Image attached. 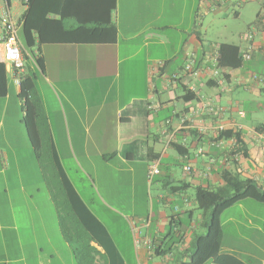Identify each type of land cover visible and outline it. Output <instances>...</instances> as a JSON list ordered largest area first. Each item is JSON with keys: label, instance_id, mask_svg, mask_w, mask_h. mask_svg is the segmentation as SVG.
Masks as SVG:
<instances>
[{"label": "crops", "instance_id": "crops-1", "mask_svg": "<svg viewBox=\"0 0 264 264\" xmlns=\"http://www.w3.org/2000/svg\"><path fill=\"white\" fill-rule=\"evenodd\" d=\"M6 5L10 10L11 3L9 6L6 0H0V9ZM119 9L117 0L112 15L118 31L115 44L44 45L43 73L31 58H25L26 75H35L39 102L34 141L25 115L21 117V88L14 84L12 68L2 59L0 45L4 74L0 80V107L4 116L11 108L13 112L10 140L4 136L10 154L14 158L16 150L37 156L44 152L53 162L54 173H62L72 188L68 196L62 187L65 204L86 214L83 219L90 225L92 215L109 235L89 241L73 217V236L67 240L60 214L42 212V204L27 194L21 170L15 168L19 182L8 191L10 195L4 202L8 209L1 210L0 206V264H78L77 249L93 264H110L115 252L120 264L189 263L195 241L206 235L209 222L208 214H196V188L222 187L226 172L253 179L264 187V0H141L125 9L124 34L115 21ZM246 9L252 13L246 23L250 35L239 33L244 46L226 36L221 41H206L201 32L203 15L230 14L239 19ZM21 19L16 20L20 25ZM257 19L260 22L255 24ZM166 30L175 31L176 38L168 37ZM175 42L176 49L170 52ZM214 46H223L225 67L219 78L205 70L193 81L198 87L194 100L187 101L189 91L181 78L186 56L192 54L197 65L209 67L207 58L214 54ZM249 50L251 60L238 65L239 56ZM158 62H164V68L153 69ZM174 74L180 76L177 81L170 80ZM48 98L52 110H48ZM206 103L223 111L208 115L203 109ZM52 117L60 124L59 137ZM183 117L188 120L185 125L181 124ZM219 125L240 135L241 155L237 161H225L231 141H218L214 128ZM0 152L8 156L2 148ZM64 157L70 159L75 173L88 186L90 181L104 180L99 168H128L134 177L133 189L137 187L135 170L142 168L145 210H132L128 215L116 213L126 223L130 255L90 207L99 197L86 198L72 181ZM153 161L160 163V174L149 183L147 173ZM185 166L197 173L185 175ZM1 168L0 175L4 176L5 165ZM28 172L35 174L38 170L30 168ZM205 173L210 176L201 175ZM109 189L107 186V197ZM109 198L116 199L111 195ZM135 199L132 193L129 203L135 205ZM44 202L48 207L56 204L51 193ZM48 218L54 228L44 222ZM221 226L222 254L245 264H264V204L247 199L226 209ZM83 236L85 243L80 238ZM147 241L153 250L147 248ZM204 264L216 263L210 260Z\"/></svg>", "mask_w": 264, "mask_h": 264}, {"label": "trees", "instance_id": "trees-1", "mask_svg": "<svg viewBox=\"0 0 264 264\" xmlns=\"http://www.w3.org/2000/svg\"><path fill=\"white\" fill-rule=\"evenodd\" d=\"M6 2L10 6V0ZM21 2L26 7V11L21 19L20 39L28 57L35 60L41 73L45 71L44 58L41 55V48L44 45L115 44L118 40V31L112 19L117 9V0H21ZM259 22L257 19L255 24ZM218 48V67L222 69L225 67L224 48L223 46ZM245 54H251V51ZM245 54L239 56L238 65L242 61H249L243 58ZM1 79H4L2 65H0ZM19 96L24 103L23 109L26 114L24 120L28 125V133L34 141L35 123L39 117L35 75L25 76ZM185 98L187 101H193L195 94L187 92ZM233 138L241 145L240 135L230 130L222 132L217 139L230 140ZM57 174L60 175L59 181L69 196L72 188L68 180L62 173ZM223 181L224 185L217 189L196 188L197 208L209 215V222L206 235L197 238L190 261L184 264H204L210 260L216 264H245L231 255L221 253V215L226 209L247 199L264 204V187L253 179L243 178L239 174L230 172L223 174ZM69 207L77 226L83 229L89 241L95 240L96 236L102 234L109 238L105 228L89 212L87 213L93 219V225L83 219L87 216L86 214H82L81 211L76 212L73 206ZM61 229L66 239L71 241L72 230L71 228L66 229L63 220H61ZM80 238L85 243V237ZM75 252L78 264H93L86 254L78 249ZM119 262L121 260L118 254L113 253L110 264H120Z\"/></svg>", "mask_w": 264, "mask_h": 264}, {"label": "rangeland", "instance_id": "rangeland-1", "mask_svg": "<svg viewBox=\"0 0 264 264\" xmlns=\"http://www.w3.org/2000/svg\"><path fill=\"white\" fill-rule=\"evenodd\" d=\"M137 2H141V0H120V9L115 13V21L118 24L120 31L122 34L125 33V9L129 5L136 4ZM10 14L11 16L17 20L21 18L25 12V7L20 0H10ZM256 7V6H255ZM253 5V9L255 8ZM258 7V6H257ZM250 8V7H249ZM256 9V8H255ZM252 11L246 9L240 12V18L234 19L230 14L226 15H215L213 13L207 14L206 16H202L203 28L201 32L203 33L206 41H221L223 36H226L229 39H232L236 44L245 45L241 38L240 34L250 35L249 29H247L248 18L250 17ZM206 31V32H205ZM166 35L171 38H176V33L173 30H166ZM207 33V34H206ZM175 45L171 46L170 52H174L176 49L177 42ZM165 54V53H164ZM163 54V57L165 56ZM179 59V58H178ZM38 80L41 79L40 72H37ZM40 101V100H39ZM48 110L51 109V101L48 98ZM12 108L8 111L7 116H4L3 111L0 107V123L4 122V126L0 124V148H2L7 153V157L5 158L0 152V169L2 165H5L6 173L0 175V206L1 210L4 209L6 211L8 209V205H5L4 202L7 200L10 193L8 191H12L13 187L17 185L18 176L14 174V169L19 168L21 170V181L26 184L27 194L32 195L34 199L42 204V212L46 214H54L59 213L61 220H63V224L66 229L70 230L73 225L71 219L74 217L73 213L70 209V205L65 204V200L63 198L62 193V185L60 184L59 179L56 177L57 174L54 173L53 162L50 157L46 156L43 152L42 155L37 156V154L31 155L25 152H21L16 150V156L10 154L9 149L5 145L4 136H8V140L12 135L9 120L12 116ZM26 115L21 113V117ZM53 116V115H52ZM53 119V128L56 136L59 137L60 132V124L57 122L56 117H52ZM6 123V124H5ZM45 129L47 127L45 126ZM15 142V141H13ZM16 143V142H15ZM68 169V174L72 181L78 185L83 190V194L86 198L97 199L96 204H92L90 207L97 214L100 219L103 220L104 224L109 228V230L122 241L126 249V255H130L129 252V243H128V235H127V227L125 221L116 213L121 215H128L132 210H136V212L141 213L145 210V193L143 190V171L142 168H136L135 176H136V188H132L134 177L133 174L129 171L128 168H99L98 171L102 176H104V180L91 182V186L84 181V178L79 174L75 173V170L71 164L70 159L64 157L63 158ZM35 168L38 170L37 173L28 172V169ZM179 168H177L178 170ZM146 181V180H145ZM104 186H106L104 190ZM107 186L109 189V196H113L116 199L112 200L107 197L105 194ZM108 192V191H107ZM154 192V190L152 191ZM49 193H51L52 197L55 198V205H48L44 202L48 197ZM135 195V205H131L129 203V198L131 194ZM193 194L192 191L189 193ZM201 211L197 208L196 214ZM46 224L54 228V224L50 218L45 219ZM54 223V222H53ZM73 243V242H72Z\"/></svg>", "mask_w": 264, "mask_h": 264}, {"label": "built area", "instance_id": "built-area-1", "mask_svg": "<svg viewBox=\"0 0 264 264\" xmlns=\"http://www.w3.org/2000/svg\"><path fill=\"white\" fill-rule=\"evenodd\" d=\"M20 29L21 25L11 16L10 10L8 6H4L0 9V45H1V55L4 62L8 63L13 71V81L14 84L21 88L24 78L26 76V66H25V58L28 56V53L24 49L22 41L20 39ZM250 39L252 37L250 36ZM186 56V54H185ZM31 58V57H29ZM187 64L183 67V76L182 79L185 80L187 84L188 91L197 94L198 87L196 83L193 81L198 80L202 74L207 70L211 72L212 77L219 78L221 75V69L218 67V60H219V48L214 46V54L208 57V61L211 63V66L201 67L196 64L192 54H187ZM245 60L251 59V54H245L243 56ZM35 67H37L36 62L33 58H31ZM164 62H158L153 66V69L161 70L164 68ZM38 68V67H37ZM178 74H174L170 77V80L177 81L179 79ZM254 80H258L256 76L253 77ZM204 111L208 115L216 116L219 112L223 110L221 108H217L212 104L206 103L203 105ZM188 122L186 117L181 118V124L185 125ZM166 124L169 125L170 121H166ZM226 128L222 125L216 126L214 128V133L216 137L219 138V135L224 132ZM222 143L223 140H218ZM231 141V148L229 152L225 155V161H229V159L238 160L241 155L240 145L236 141V139H230ZM203 150L200 149L199 153H202ZM160 163L158 161H153L149 165L148 173H147V180L149 183H152L154 178L160 174ZM196 170L191 166L184 167V174L191 175L196 174ZM205 177H209L210 173L201 174ZM149 224V222H147ZM132 225H135L133 222ZM149 250H153L151 246V242L147 241L145 243Z\"/></svg>", "mask_w": 264, "mask_h": 264}]
</instances>
